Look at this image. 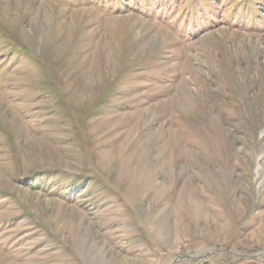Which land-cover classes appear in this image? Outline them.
<instances>
[{
  "label": "rangeland",
  "instance_id": "obj_1",
  "mask_svg": "<svg viewBox=\"0 0 264 264\" xmlns=\"http://www.w3.org/2000/svg\"><path fill=\"white\" fill-rule=\"evenodd\" d=\"M132 1L0 0V264H264V12Z\"/></svg>",
  "mask_w": 264,
  "mask_h": 264
},
{
  "label": "trees",
  "instance_id": "obj_2",
  "mask_svg": "<svg viewBox=\"0 0 264 264\" xmlns=\"http://www.w3.org/2000/svg\"><path fill=\"white\" fill-rule=\"evenodd\" d=\"M87 1V0H86ZM90 3L95 2L96 0H88ZM105 1V0H104ZM108 1V0H106ZM217 1L221 6H226L228 4H231L232 9L235 10V8L239 9L240 11L233 13L230 12L233 16H244L248 15V18L254 16L255 14H259V12H264V5L259 7L260 1L262 0H214ZM132 2H135L132 1ZM206 3V4H205ZM114 9H119L121 7V0H114L113 3ZM179 4L184 6L185 9H182V11L185 10L186 12H190L193 19H196L195 17H201V14H203L204 9L211 7L210 1H203V0H180ZM262 4V3H261ZM145 8H148V5H144ZM247 12V13H244ZM209 12L205 10V13ZM240 14V15H239ZM207 18L212 20V17L207 15Z\"/></svg>",
  "mask_w": 264,
  "mask_h": 264
}]
</instances>
